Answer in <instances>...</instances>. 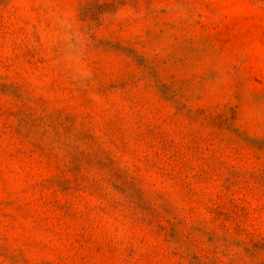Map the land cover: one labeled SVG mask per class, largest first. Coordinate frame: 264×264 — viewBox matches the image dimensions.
Wrapping results in <instances>:
<instances>
[{
  "label": "rangeland",
  "instance_id": "374dc122",
  "mask_svg": "<svg viewBox=\"0 0 264 264\" xmlns=\"http://www.w3.org/2000/svg\"><path fill=\"white\" fill-rule=\"evenodd\" d=\"M0 264H264V0H0Z\"/></svg>",
  "mask_w": 264,
  "mask_h": 264
}]
</instances>
